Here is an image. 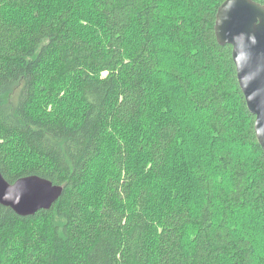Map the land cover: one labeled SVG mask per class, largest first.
Masks as SVG:
<instances>
[{"label":"trees","instance_id":"obj_1","mask_svg":"<svg viewBox=\"0 0 264 264\" xmlns=\"http://www.w3.org/2000/svg\"><path fill=\"white\" fill-rule=\"evenodd\" d=\"M223 1L0 0V170L11 183L39 175L64 187L34 215L0 203V264H264V249L229 222L239 208L264 216V151L232 45L216 38ZM180 91L174 102L193 118L207 113L217 138L254 153L216 152L228 188L193 168L198 206L183 175L163 174L180 119L161 122L144 164L128 163L150 94L171 108ZM155 178L166 185L155 190Z\"/></svg>","mask_w":264,"mask_h":264},{"label":"rangeland","instance_id":"obj_2","mask_svg":"<svg viewBox=\"0 0 264 264\" xmlns=\"http://www.w3.org/2000/svg\"><path fill=\"white\" fill-rule=\"evenodd\" d=\"M171 58L170 61L177 62L176 55L171 52L167 53ZM175 89L173 90V92ZM65 92V90H64ZM172 92V90H171ZM183 93H177L170 95L168 98L172 100L173 106L169 108V104L163 101L164 97H167L164 93L155 94L151 93L148 99L147 109L144 114L139 118V133H140V146L139 149L132 148V154H130V162H128L130 168L138 169L139 165L144 164L148 157L146 155L145 145L150 141L155 134V131L161 125L163 120L168 118H178L180 122V136H183L181 140L180 136L177 141L172 145L168 157V164L164 167V173H169L168 182L172 181L173 175L179 178V175H183V178L191 184L193 189L189 195V199L193 204L197 206L202 199L201 190L197 189L198 179L195 177V170L202 164L205 169L211 173L215 178V186L218 188L223 186L228 188L231 184L230 174L220 170L217 167L216 156L217 151H230L235 157L244 158L247 161H252L254 158L253 150L243 142L236 140L230 134L222 139L217 138L212 130L208 129L209 115L207 113H195L193 118L192 112L189 109L190 106L185 99L174 100L177 96H182ZM157 104V106H154ZM52 105H50V108ZM162 111V112H161ZM117 145L116 141L108 143V148L113 149ZM198 146V148H196ZM201 164V165H200ZM195 168L194 174L192 169ZM145 170V168H144ZM195 177V178H194ZM143 181L148 183V178L143 177ZM160 183V184H159ZM153 185L156 186L155 190H158L157 185L164 187L166 185L165 180L153 179ZM169 188V185L167 184ZM167 191L164 192V194ZM159 204V201L155 204ZM164 206L165 202H161ZM191 206V204H190ZM216 222L220 219V208H217ZM229 222L231 227L237 232V234L248 233L250 237L258 243L260 250L264 249V216H261L258 212L253 211L250 208H239L230 211ZM189 229H193L191 226ZM192 230L187 234L191 235Z\"/></svg>","mask_w":264,"mask_h":264},{"label":"water","instance_id":"obj_3","mask_svg":"<svg viewBox=\"0 0 264 264\" xmlns=\"http://www.w3.org/2000/svg\"><path fill=\"white\" fill-rule=\"evenodd\" d=\"M215 34L232 45L237 78L248 109L255 115L256 137L264 151V4L256 0H224L216 13ZM64 187L39 175L9 182L0 170V203L20 215L50 209Z\"/></svg>","mask_w":264,"mask_h":264}]
</instances>
